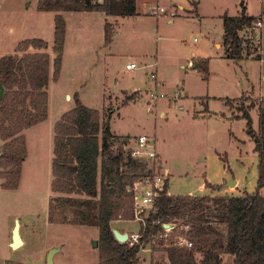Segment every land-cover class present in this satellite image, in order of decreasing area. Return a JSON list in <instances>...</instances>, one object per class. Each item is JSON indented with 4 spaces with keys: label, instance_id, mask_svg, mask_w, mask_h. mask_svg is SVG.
<instances>
[{
    "label": "rangeland",
    "instance_id": "rangeland-1",
    "mask_svg": "<svg viewBox=\"0 0 264 264\" xmlns=\"http://www.w3.org/2000/svg\"><path fill=\"white\" fill-rule=\"evenodd\" d=\"M36 1L0 0V54L14 53L15 39L19 35H30L31 32L20 34V28L27 23L30 29L29 24L34 25L32 19L35 18L22 13L34 12ZM240 1L136 0L139 14L119 19L114 24L118 32L113 45L115 55L105 67L90 64L72 70L65 65L66 73L76 71L72 78L68 74L74 86L88 79L85 87H89L104 78L110 88L115 87L116 81L117 89H146L136 101L125 105L121 104L123 98H111L104 107L100 102V119L118 106L110 119L113 130L132 136L146 133L155 137L156 148L163 150L161 155L167 158L170 167L167 179L170 192L198 191V184L204 178L218 183L224 169L227 171L223 174L225 179H239L238 190L251 193L256 189L258 158L254 143L245 131L246 121L237 108L254 105L249 112L252 126L257 130L258 105L264 101V16L257 30L260 39L242 44L243 59L228 58L222 39L221 15H238ZM263 2L243 0L246 11L257 18H261ZM244 34H250V28ZM218 43L221 46H216ZM155 60L156 78L150 76L153 67L148 64H138L130 70L125 68L128 61L137 64ZM198 62L207 65V71L195 67ZM91 88L95 90L94 85ZM178 88L182 89V98L178 100L181 110L167 97L148 98L151 92L171 96ZM227 98L232 100V106L226 103ZM2 148L0 139V156ZM41 166L37 178L29 179L26 173L16 189L6 190L0 186V264L6 260L46 264L52 248H57L54 264H98V246L93 245V241L99 239L97 226L70 223L77 218L69 206L63 211L57 209L52 216L64 222L50 221L49 202L53 193L46 169ZM133 218L120 220L133 227L131 232H136L142 224ZM16 223L22 244L13 248L10 242ZM111 224L115 226L114 221ZM154 238L156 247L161 235L156 234ZM143 250L140 254L145 253ZM159 255L164 257L163 252L154 253V261ZM222 259L224 264H234L231 254H222Z\"/></svg>",
    "mask_w": 264,
    "mask_h": 264
},
{
    "label": "trees",
    "instance_id": "trees-1",
    "mask_svg": "<svg viewBox=\"0 0 264 264\" xmlns=\"http://www.w3.org/2000/svg\"><path fill=\"white\" fill-rule=\"evenodd\" d=\"M238 15L223 13L222 39L228 58L243 59L241 31L251 26L257 16L246 12L240 1ZM40 11H101L107 16L136 15L135 0H38ZM261 17L264 16V2ZM109 21L104 23V43L114 35ZM52 51L53 71L50 73L48 43L40 38L22 40L14 54L0 57V81L4 88L0 99V186L13 190L18 187L22 162L26 157L23 130L47 117L50 80L56 81L61 67L65 37V20L54 16ZM32 48L35 51L29 52ZM207 71V65L196 63ZM129 99V97H128ZM75 106L62 114L54 124L52 158L53 195L49 202L50 221L57 209H73L76 220L70 223L98 227V264H144L139 253L150 244L163 252L150 264H224L222 254L233 255L234 264H264V101L258 105V129L252 126L249 106H239L245 131L254 143L258 158L255 191L243 195H168L158 196L155 212L145 218L140 227L138 243L118 241L112 222L132 219L131 186L144 171V164L122 150L129 136L110 131L108 117L100 120L97 109L83 104L74 95ZM232 106V100L226 99ZM71 194H75L72 196ZM162 223L175 227L166 235ZM161 235L154 245V236ZM177 237V238H175ZM178 237L191 242V247L178 243ZM4 264H31L6 260Z\"/></svg>",
    "mask_w": 264,
    "mask_h": 264
},
{
    "label": "crops",
    "instance_id": "crops-1",
    "mask_svg": "<svg viewBox=\"0 0 264 264\" xmlns=\"http://www.w3.org/2000/svg\"><path fill=\"white\" fill-rule=\"evenodd\" d=\"M37 3L38 0L36 1L35 6H33L34 12L29 14L27 12L22 13L24 16H26L27 14L28 17L30 16L32 18H35L32 19L33 20L32 24L34 25L29 24V26H31V28L29 29L27 28V23H26L23 25V29L20 28V34H24L26 32L28 33L31 32V33L30 35H19L15 39L13 43L14 53L17 45L24 39L40 38L45 40L48 43V48L44 51L47 52L50 56V73L52 74L53 71L52 62L54 58V53L52 51L53 36H54L53 35L54 16L57 13L61 14L65 20V37H64V46L62 51V60L59 71V77L56 81L50 80L46 89L48 93L47 117L45 120L24 129L22 132L26 144V157L22 162L21 177L18 187L21 185V182L24 179L26 173L28 174L27 178L29 179L37 178L38 177L37 175H39V169L42 167L41 164L44 165V169H46V173H47L46 177L48 183L51 184V180H52L51 165H52L53 146H54L53 143L54 124L62 116L63 113L72 109L75 106V102H74L75 94L78 96L79 100L83 104L100 111L98 109L100 108L98 107L100 102L104 107L108 102V100H111V98H115L116 100L123 98L124 100L121 104L125 105L130 102L136 101L137 98L143 95V91L146 90L139 87H132V88L120 87L119 89H117L116 87L118 85L116 81H115V87L110 88L108 87L104 78H101L100 80H96L97 82L95 84H91L89 87H85V85L88 83V79L87 81L85 80L84 83L81 84L80 82L79 85L74 86L71 84L72 80L68 79L69 77L68 74L70 75V78H72L73 75H76V71H72L73 75L69 72L68 73L65 72L66 64H68L72 68V70L73 68H76L78 66H86V65L89 66L90 64L93 65L99 64L102 65V67H105L107 62L115 55L113 50V45L117 39L118 32L116 31L114 24L117 23L119 19H123L130 16H112V15L107 16L105 13L101 11H59V12L40 11L37 9ZM1 9L2 8H0V11ZM136 11L137 14L132 15V17H135L139 14V11L137 10V5H136ZM106 20L112 23L115 32L109 44L104 43V23ZM10 30L13 31L14 28L11 27ZM216 46H221V44L218 43L216 44ZM69 48L70 51L67 52ZM28 51L33 52L35 50L29 48ZM1 56H3V54H0V57ZM130 62H135V61H128L125 63V65ZM138 64L151 65L150 67H153L151 73H154L155 74L154 78H156V72H157L156 60L154 62L137 63V65ZM157 84H160V82L158 81ZM92 85H94L95 90L91 88ZM103 107L101 108V110L103 109ZM177 107L180 110L182 109V106L179 107L177 105ZM117 108L118 106L108 110L109 111L108 124L110 131L113 134L120 136H129V138L135 137L136 135L132 136L128 133H117L115 130L112 129L110 119L112 114L117 110ZM160 113L161 115H164L163 110H161ZM103 119L106 120L107 117L103 118L101 116L100 120L102 123H103ZM157 151L167 171V175L169 176L170 167L167 165V158L161 155L163 154V150L159 146ZM226 172L227 171L224 169L223 173H221L219 177L218 183L215 182L211 183L209 181H206L204 178V181L198 184L197 187L198 191H194L195 189H193V190L173 193L170 192L167 187V194L168 195H185V194L208 195L209 193L211 195L245 194L246 191L244 190L242 191L240 189L238 190L239 188L238 178L225 179L223 177L224 176L223 174ZM231 181L233 182L232 183L233 187H231L232 185H230ZM207 184H211L215 187H208ZM114 222H115V226L112 225V228L118 230L121 233L124 232L130 233L131 232L130 228H133L131 227L130 224L122 220H116ZM143 251H145V253L143 254L139 253V257L142 258V262L146 264H150L151 262H153L154 253L157 252L151 249L150 244H148ZM143 259L146 260L144 261Z\"/></svg>",
    "mask_w": 264,
    "mask_h": 264
},
{
    "label": "built area",
    "instance_id": "built-area-1",
    "mask_svg": "<svg viewBox=\"0 0 264 264\" xmlns=\"http://www.w3.org/2000/svg\"><path fill=\"white\" fill-rule=\"evenodd\" d=\"M163 11V8H159ZM154 12V11H153ZM262 26V17L256 18L251 26L244 28L240 35L242 36L243 43H254L260 39L258 29ZM250 28V34H244V31ZM247 40V41H245ZM261 52V46H260ZM259 52V53H260ZM189 64H192L189 62ZM126 69H132L137 67L135 62H130L125 65ZM152 78L155 77L154 73H151ZM167 97L179 107L178 100L182 98V89L178 88L171 96L163 93H153L148 94L149 100H156L158 98ZM122 150L125 154L129 155L131 158L138 160L144 164L143 174L133 182L131 186H128V191L132 192V208H133V220L137 221L141 226L145 225V218L151 212H155V202L162 193L167 194V171L164 165L161 163V158L156 148L155 137L146 133L139 134L135 137L127 139L122 144ZM164 229V235L166 236L175 224L172 223H162ZM141 237L140 230L136 232L128 233V239L130 244L138 243ZM178 243L184 244L187 247H191V242L184 237H178ZM144 249V248H142Z\"/></svg>",
    "mask_w": 264,
    "mask_h": 264
},
{
    "label": "water",
    "instance_id": "water-1",
    "mask_svg": "<svg viewBox=\"0 0 264 264\" xmlns=\"http://www.w3.org/2000/svg\"><path fill=\"white\" fill-rule=\"evenodd\" d=\"M195 66H196V63H195ZM3 92H4V88H3L2 83L0 81V99L3 96ZM232 183L233 182L231 181L230 185ZM112 231H113V234H114L115 238L118 241H120V242L127 241V239H128V233H126V232L121 233V232H119L116 229H112ZM21 244H22V240H21L20 235H19V226H18V223H16L14 225V228H13V231H12V240L10 242V245L13 248H16V247L20 246ZM93 245L94 246H97V242L96 241H93ZM56 251H57V248H52V249L49 250V252L47 254V257H46V264H54V262H53V255L56 253Z\"/></svg>",
    "mask_w": 264,
    "mask_h": 264
}]
</instances>
